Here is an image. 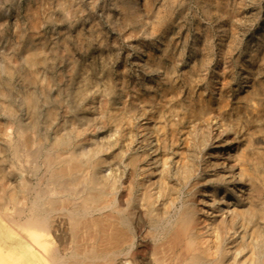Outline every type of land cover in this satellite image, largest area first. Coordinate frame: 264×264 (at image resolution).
<instances>
[{
  "label": "rangeland",
  "instance_id": "1",
  "mask_svg": "<svg viewBox=\"0 0 264 264\" xmlns=\"http://www.w3.org/2000/svg\"><path fill=\"white\" fill-rule=\"evenodd\" d=\"M30 49L41 54L27 63ZM34 107L39 126L24 145L17 126ZM80 151L89 166L102 158L106 215L128 218L131 242L113 264H147L165 240L151 218L175 224L211 183L204 200L223 207L254 188L226 234L230 245L253 230L264 241V0H0L1 257L49 264L40 249L77 246L79 232L59 241L60 229L35 227L31 209L39 194L57 199L56 212L83 202V185L51 178L58 157ZM231 247L222 264H233Z\"/></svg>",
  "mask_w": 264,
  "mask_h": 264
},
{
  "label": "bare ground",
  "instance_id": "2",
  "mask_svg": "<svg viewBox=\"0 0 264 264\" xmlns=\"http://www.w3.org/2000/svg\"><path fill=\"white\" fill-rule=\"evenodd\" d=\"M123 5L125 4L123 3ZM32 23L34 22L32 21ZM30 51L32 50L30 49ZM38 51L33 50L31 53L26 54L25 62L27 63L34 62L35 58L38 57L39 54H41ZM35 74L36 73L34 71L30 73V77H29L30 81L37 79L35 78ZM30 95H31L30 101L32 102V104H35L36 96H34L33 94ZM35 110L36 108L34 107L32 109L33 111L31 117L32 120L28 121L27 119H25V117L22 116L19 119V123H18L19 126H17L18 128L17 137L21 139V143L24 145H27V143H26V139H22V137H24L30 129L35 131L39 126V122L37 121V116L34 114ZM48 113L50 114V112H47V114ZM50 115L46 119L48 123L51 121V119H53L51 118L52 116L50 117ZM35 150L37 151V149ZM82 152L83 151H80V155L77 153L69 152L66 153L65 155H62L61 157L58 158L55 157L57 159L55 160L54 165L52 167L51 178L53 183L58 185L59 188H64L65 190L73 191L75 186L79 185V187H81L80 185H83L85 189H88V191L84 190L87 194L86 195L84 193L85 197H83L84 195L79 192L81 189L79 188L80 190H78L79 195L80 194L82 195L81 199L83 200V202H81V200L79 201L81 203L68 202L70 204V207L67 211L68 214L67 212L65 213V211L56 212V207H54V204L57 202V199L52 198L51 196L50 198L43 200L42 196L39 194L37 197L35 196L36 199L34 198L35 201L33 206L31 205L32 218L31 217L30 218L33 224L35 225V227L38 226L41 228V230L47 229L48 226L49 227L53 226L55 230L60 229L61 232L60 235L62 237L58 235V238L60 237L62 239L59 238L60 240L59 239L58 240L65 242L67 238L68 239L71 238V230L73 233L72 235H74V237L72 238H75L78 232L80 234L78 242L76 241L77 246L75 248L68 247V249L70 250L67 253H64V255H59L58 253L54 252L51 253V256H49L40 249L39 252L44 257L43 258L44 261L45 258H49V262H50L49 264H113L114 261L112 259L116 258V256L120 255L121 253L122 254L126 253V251H123L124 252L123 253L122 250L127 246L128 243L131 242V240L130 242H128V238L130 237L127 230L128 218L123 214H117L115 216L111 215L110 217L109 215H106L107 212L106 213L104 212L106 210V207L109 208L110 203L107 204L106 202H103V190L100 189V181L101 180L103 181V175H101L102 174L101 165L103 164L102 163L103 161H101L102 158L98 160L99 156L98 158L96 157L97 158L96 160H98L99 162L93 161L94 162L93 165L89 166L88 159L86 158V154ZM14 153L15 155H17L14 157L16 159H19L20 156H18L17 152ZM33 153H38V152L33 151ZM50 156L52 155H48L47 159ZM101 156L103 157V155ZM49 161L52 160L49 158ZM205 161L207 162L208 165L211 163V160L207 155H204V157L202 158V163H205ZM105 162L106 160L104 161V163ZM14 177H15L14 182L19 183L21 174H16ZM140 182L138 183L140 184ZM20 184L22 185V181ZM142 185L139 186L141 187ZM145 185L146 182L144 183V186ZM212 185H213L212 183L206 185L205 190L202 193H200V195L202 196V198L200 199L201 201H199L200 206L195 210H193L190 215L183 214L180 217V219L176 221L175 224H171L170 222H162V220L160 219L161 217L159 218L158 216H157L158 218H155L156 216L155 217L153 216L155 218L153 219L151 218L152 215H150L151 216L150 221H152V224L155 227V229L154 228L152 229L158 231L159 229H161L162 226L161 230L163 232V237L165 238V240L162 239L160 240L161 242H157V241H156L157 243L155 242L157 248L154 247V249L156 248L154 252H156V250H158V252L151 253L149 255L147 264H216L215 262L218 259L217 256L219 253H221L220 264H222L223 261L225 260V256L228 254V250L230 249V246H232L230 250L231 251L230 257L233 261V264H264V241L263 239H261L260 231L254 232L253 230L250 231L249 233L246 231L244 235L239 234V237H241V239L239 240V242L234 243L233 245L229 244L231 240L227 238V234H226L227 231L234 233L235 228L232 226L233 219H237L238 216L242 214V210L237 209L236 205H240L243 201L245 200L248 201L249 199H251L252 196L251 190L254 191V188L250 189V191L240 192L239 195H237L238 199H236V201L234 202L235 204L234 206H232L233 204L232 205L227 204L223 207L221 206L223 201L213 205L211 202L209 203L207 200H204V198L208 197L209 194L207 189L209 188V186ZM77 188L75 190H77ZM136 188L137 187H135V189ZM131 196L133 197V195ZM72 199L75 200L74 198ZM78 199L79 197L77 198V200ZM145 199L146 198L144 197V201H146ZM133 200H131L129 204L133 205ZM144 201H142L143 204ZM143 207L140 209L144 210ZM52 211H54L52 213L54 215H52L53 217L52 219H50L49 217ZM92 211L98 213L101 212L102 214L104 212L105 214H103L104 216L100 215L103 216L102 219H100L101 217L88 218L87 216L90 215ZM94 215L96 214L94 213ZM133 215H134V211H133ZM131 218H133L132 215ZM135 219L137 220L139 219L137 213L135 214ZM161 223L164 224L161 225ZM241 227H242L241 225L237 227L239 232H241L242 229ZM7 231L8 230L5 231L6 238L17 239L16 238L17 236L15 237L9 231L8 232ZM55 232L57 233V230ZM67 233L68 236L66 237ZM154 233H156V231H154ZM158 238L160 239V236ZM35 239L37 240V238H34V240ZM153 240L155 241V239ZM70 242L71 241L68 240V243ZM72 243L73 241L70 244ZM25 250L27 251V249ZM66 254H69L68 257L65 256ZM2 256L3 257L5 256V259H3V257L0 256V261H1L0 264H30L29 262L28 263L25 262V260H23L20 256L16 254L10 257L8 253H4V254L2 253ZM37 257L40 258L39 256ZM31 258L32 256L29 257V259ZM138 261L139 260H137V263ZM33 263L38 264V262H33Z\"/></svg>",
  "mask_w": 264,
  "mask_h": 264
}]
</instances>
